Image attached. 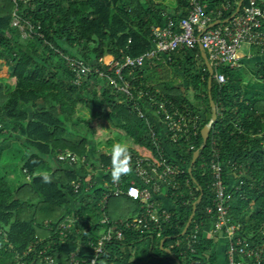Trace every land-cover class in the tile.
I'll return each mask as SVG.
<instances>
[{
  "label": "trees",
  "instance_id": "obj_1",
  "mask_svg": "<svg viewBox=\"0 0 264 264\" xmlns=\"http://www.w3.org/2000/svg\"><path fill=\"white\" fill-rule=\"evenodd\" d=\"M205 1L207 13L224 3ZM238 1L220 19L229 18ZM247 4L243 0L242 5ZM188 8V0H0V61L10 68L7 77L0 76V164L3 161V171L13 159L18 160L24 178L12 187L0 174V264H42L44 255L61 264L78 248L83 264H90V243L100 230L102 212L111 223L139 213L140 204L123 194L102 199L108 191L105 182L120 165L121 152L157 160L150 127L96 72L80 85L74 84L64 56L99 69V60L108 55L115 60L139 56L152 47V26H164L166 15L175 20L186 16ZM14 13L28 35L27 43L20 41V30L11 26ZM252 52L244 65L256 59L254 55H264L255 48ZM167 67L172 78L162 74ZM255 67L260 88L255 83L243 84L241 69L221 67L226 78L223 85L212 79L216 119L190 172L193 154L202 144L201 129L212 114L209 72L198 47L174 55L168 65L146 61L134 73L135 79L124 70V78L136 89L150 91L156 101L169 100L180 110H189L196 117L197 131L189 140L181 137L166 142L170 150H163L165 160L183 173L175 190L162 187L156 198L171 212L161 236L125 231L122 240L105 245L95 264H177L176 260L180 264H227L226 241L221 260L215 237L208 234L214 214L207 211L214 206L213 178L207 166L212 158L223 167L231 220L241 225L244 237L256 243L264 240V62H255ZM144 112L161 138L162 125L152 119L147 105ZM10 139H18L24 150L18 148L16 155L7 158L5 143ZM94 143L97 160L90 162L89 148ZM64 150L84 157L85 162H60L57 154ZM129 180L125 178V187ZM76 181L81 183L77 192L72 185ZM199 196L192 221L180 235ZM72 212L83 222L79 232L62 237L58 226ZM196 223L199 241L188 249L183 240ZM144 240L150 245L133 259L132 249ZM142 256L148 260L143 262Z\"/></svg>",
  "mask_w": 264,
  "mask_h": 264
},
{
  "label": "built area",
  "instance_id": "obj_2",
  "mask_svg": "<svg viewBox=\"0 0 264 264\" xmlns=\"http://www.w3.org/2000/svg\"><path fill=\"white\" fill-rule=\"evenodd\" d=\"M188 2L186 16L175 20L166 15L164 26L151 27L152 47L139 56L126 55L119 60L111 57L108 62L102 58L99 60L102 69L93 68L80 59L64 56L68 69L73 74L74 84L80 85L88 74L96 72L106 84L131 103L137 115L146 119L157 151V160L121 152L120 165L111 172L110 181L105 182L104 186L108 191L104 194L102 201L104 202L108 196L123 194L132 201L138 202L140 211L131 218L112 223L105 212H102L99 221L100 230L97 232L95 242L90 243L93 250V255L89 259L90 264L96 263L107 243L122 240L125 231H142L149 235L161 236L164 225L170 220L171 212L156 198L161 196L162 187L175 190L179 184L177 178L183 173L176 165L165 160L163 150L165 147L170 150L168 144L175 142L178 138L185 137L189 140L191 136H196L197 131L196 117H191L189 110H180L169 100L156 101L154 94L150 91L136 89L124 78V70L131 79H135L137 77L134 73L141 69L146 61L153 60L156 63L168 65L174 62V55L191 51L201 45L213 70L212 79L218 85H223L226 78L219 71L221 67L242 68L243 61L252 57L253 48L257 49L259 54H264V0H248V4L241 5L239 12L227 22H223L220 17L223 12L233 9L236 0H224L220 9L209 13L206 12L205 0H188ZM217 20L220 21L218 24L209 27ZM11 26L17 27L21 34L26 33L16 13L13 14ZM243 47L247 48V53L241 51ZM145 103L152 119L162 125L161 138L157 136L153 125L145 117L146 105L143 106ZM57 159L70 165L85 162L84 157L79 158L69 150L59 152ZM207 166L212 174V190L214 191V206L207 210L214 213L212 228L208 234L215 238L222 237L226 241L227 264H245V261L251 264H264V240L256 243L241 235V225L233 222L229 216L227 204L229 195L225 192L222 165L216 158H212ZM125 168L127 171L123 170ZM117 172L118 178L114 179V173ZM127 177H130V180L129 185L125 187ZM72 185L75 192L81 187L80 181L73 182ZM103 208L104 205H102ZM82 222L75 212L66 214L58 226L60 236L65 237L72 231L79 232L78 227ZM199 229L200 226L197 223L194 224L191 233L183 240L188 249H192L193 244L199 241ZM261 233L264 235V230ZM41 262L56 264L51 255H44ZM83 262L84 260L80 257V248H78L76 252L69 255L66 262L61 264H83Z\"/></svg>",
  "mask_w": 264,
  "mask_h": 264
},
{
  "label": "rangeland",
  "instance_id": "obj_3",
  "mask_svg": "<svg viewBox=\"0 0 264 264\" xmlns=\"http://www.w3.org/2000/svg\"><path fill=\"white\" fill-rule=\"evenodd\" d=\"M171 7H172V5L168 6L167 8L170 9ZM27 36L28 35L26 33L20 34V36H19L20 41L27 43L28 42V39H26ZM241 51L243 53L248 52L246 47H243L241 49ZM253 57L256 59L251 60L249 63H246L245 65L242 66V68H240L241 69V75L240 76H241L243 84H246L248 82L249 83H255L256 87L260 88L261 85H260L259 81L257 80V75H255V70L257 68V67H255V62L256 63L257 62H264V55H257V56L254 55ZM9 73H10L9 66L6 65L5 61H3V60L0 61V76L1 77H7L9 75ZM162 74L163 75L167 74V76L172 78V73L169 70V67H167V71H165V73H162ZM101 90H102V87L99 86V88H98L99 94H100ZM102 130L109 134L108 129H102ZM18 135H19L18 133L14 134V136H16V137ZM103 146H105V145L102 144L101 147H103ZM18 148L20 149V151L24 150L19 145L18 139H10L9 141H7V143H5V154H7L6 157L9 158L13 154L16 155L19 152ZM89 150H90V154H91L90 162L96 161L97 160V154H98L97 153L98 147L95 145V143L89 148ZM15 155H14V157H16ZM2 167H3V161L0 164V174H4L5 178L7 179L8 183L10 184V186L14 187L18 181L24 180L22 174L20 173V163L18 162V160L13 159L12 162H10L9 166L5 167L3 171H2ZM90 168L91 167H89V169ZM111 208H113V205H111ZM149 245H150V243L147 240L141 241L135 248L132 249L133 259L140 257L141 256L140 251L144 248H147ZM153 251H154V253L157 252L156 245L154 246ZM141 258H142L143 262L148 260V258L144 257V256H142Z\"/></svg>",
  "mask_w": 264,
  "mask_h": 264
},
{
  "label": "water",
  "instance_id": "obj_4",
  "mask_svg": "<svg viewBox=\"0 0 264 264\" xmlns=\"http://www.w3.org/2000/svg\"><path fill=\"white\" fill-rule=\"evenodd\" d=\"M242 2H243V0H239V1H238L237 6H236V9H235V11L233 12V14H232L229 18L223 20V22H227L230 18H233V17L239 12L240 7H241V5H242ZM219 22H220V21L217 20V21L213 22L209 27H212V26L218 24ZM198 49H199V51H200L201 57H202V59H203V62H204L205 66H206V68H207V70H208V72H209V76H208V79H207V83H208L209 103H210V106H211L212 114H211V118H210L209 122H208V123H207V124L201 129L202 144L200 145L199 149L196 150V151L194 152V154H193L192 161H191L190 167H189V169H188L189 172L191 171V166H192V164L194 163V161L196 160V157H197V155H198V153H199V150L202 149V148L204 147V145H205V143H206V141H207V138H208L209 132H210L211 125L214 123V121H215V119H216V107H215V104H214L213 100L211 99V94H210V89H211V85H212V75H213V70H212V68H211V66H210V64H209V62H208V60H207V58H206V55H205V53H204V51H203L201 45L198 46ZM199 201H200V196L197 198L196 202L194 203V206H193L192 212H191V214L189 215L188 220H187V222H186V224H185L183 230L181 231L180 235H184L185 232H186V230L188 229V227H189V225H190V223H191V221H192V218H193V216H194V213H195V209H196V208H195V205H196V203H198ZM162 243H163V241L160 242V246H162ZM165 252H166L167 254H169L171 257H174L173 254L171 253V251H170L169 249H165ZM176 263H177V264H180L178 260H176Z\"/></svg>",
  "mask_w": 264,
  "mask_h": 264
},
{
  "label": "crops",
  "instance_id": "obj_5",
  "mask_svg": "<svg viewBox=\"0 0 264 264\" xmlns=\"http://www.w3.org/2000/svg\"><path fill=\"white\" fill-rule=\"evenodd\" d=\"M106 57H110L111 58L112 56L108 55ZM165 205H167V204H165ZM215 240H216V243H217L216 253H217V256H219V259H221V258H223L222 255L224 254V252H223L224 251V240H223L222 237H217V238H215Z\"/></svg>",
  "mask_w": 264,
  "mask_h": 264
},
{
  "label": "clouds",
  "instance_id": "obj_6",
  "mask_svg": "<svg viewBox=\"0 0 264 264\" xmlns=\"http://www.w3.org/2000/svg\"><path fill=\"white\" fill-rule=\"evenodd\" d=\"M124 171H127V169L125 168V169H123ZM118 175H119V173L117 172V173H114V179L115 178H118Z\"/></svg>",
  "mask_w": 264,
  "mask_h": 264
},
{
  "label": "bare ground",
  "instance_id": "obj_7",
  "mask_svg": "<svg viewBox=\"0 0 264 264\" xmlns=\"http://www.w3.org/2000/svg\"><path fill=\"white\" fill-rule=\"evenodd\" d=\"M104 60H105L106 62H108V61L111 60V58H110V57H106Z\"/></svg>",
  "mask_w": 264,
  "mask_h": 264
}]
</instances>
